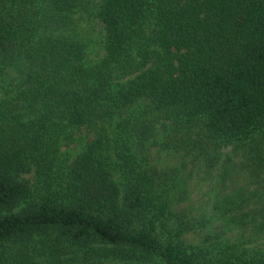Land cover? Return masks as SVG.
<instances>
[{
  "label": "trees",
  "instance_id": "16d2710c",
  "mask_svg": "<svg viewBox=\"0 0 264 264\" xmlns=\"http://www.w3.org/2000/svg\"><path fill=\"white\" fill-rule=\"evenodd\" d=\"M92 15L103 27L94 60L81 27ZM0 83V264H69L78 251L264 264V249L242 242L189 248L184 235L205 219L175 210L174 186L149 166L153 147H174L156 140L160 113L197 136L183 144L200 151L192 169L210 173L232 147L264 191V0H0ZM85 129L93 138L70 159L62 149ZM35 168L30 201L23 176ZM256 194L235 190L225 208L250 241L264 235Z\"/></svg>",
  "mask_w": 264,
  "mask_h": 264
},
{
  "label": "rangeland",
  "instance_id": "374dc122",
  "mask_svg": "<svg viewBox=\"0 0 264 264\" xmlns=\"http://www.w3.org/2000/svg\"><path fill=\"white\" fill-rule=\"evenodd\" d=\"M81 27L92 40L90 59H98L102 55V50H100L103 38L102 24L95 15H92L90 19L82 23ZM11 78L14 77L11 76ZM2 95L3 88L0 83V98ZM146 105L147 102H141L135 108L141 110ZM154 117L156 118L157 142H169L174 147L165 148L160 145L153 147L149 151V166L161 174H166L168 177L162 178L167 180L170 186H174L173 198L179 202L175 210L179 211L185 208L191 218L203 217L205 219L195 231L191 230L184 235L185 244L189 248L209 247L214 252L217 251V245L224 244L226 241L246 243V246L251 250L264 249V235L250 241L249 233L244 236L243 231L230 222L234 214L225 213V208L228 207V202L235 190L246 195L257 191V196L249 198L250 208L255 206V202L258 203V206L264 204V191H259L257 185L251 184L247 175L238 168L241 153L228 147L217 153L219 164L210 173L206 172L205 165L199 169H192L200 151L199 149L195 152H192L191 149L184 150L183 144L186 139L191 137L190 140H194L197 136H194V133L187 134L181 130L182 128L175 127L174 129L172 122L164 119L160 113H156ZM78 137L80 138L79 143L73 144L68 149H62V152L69 153L70 159H73L80 151L81 142L91 140L93 135L85 129ZM23 179L29 182L33 193V199L30 201L38 199V192L42 186L38 179V170L35 168L33 172L24 175ZM114 180L119 183L117 175H114ZM27 205V203H23L17 211L24 209ZM249 230L250 228L247 229L248 232ZM162 241H164L163 238ZM69 257L72 258V261H68L69 264H124L113 260H99L94 255L87 254V251H78Z\"/></svg>",
  "mask_w": 264,
  "mask_h": 264
}]
</instances>
